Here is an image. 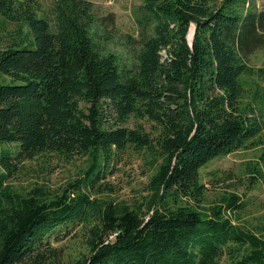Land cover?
Segmentation results:
<instances>
[{
    "label": "trees",
    "instance_id": "16d2710c",
    "mask_svg": "<svg viewBox=\"0 0 264 264\" xmlns=\"http://www.w3.org/2000/svg\"><path fill=\"white\" fill-rule=\"evenodd\" d=\"M42 6L0 0L1 16L23 19L31 37L0 48L10 80L0 83V264H264V232L232 222L245 207L237 194L200 206V170L263 130L241 79L255 75L249 59L264 49V5L144 0L133 12L137 38L118 36L114 14L89 0ZM131 117L153 124L155 137L127 128ZM129 148L155 169L145 213L93 196L109 190L102 181ZM47 153L89 166L53 196L9 184ZM81 225L88 253L71 260L52 241Z\"/></svg>",
    "mask_w": 264,
    "mask_h": 264
},
{
    "label": "rangeland",
    "instance_id": "374dc122",
    "mask_svg": "<svg viewBox=\"0 0 264 264\" xmlns=\"http://www.w3.org/2000/svg\"><path fill=\"white\" fill-rule=\"evenodd\" d=\"M44 9H49L52 0H39ZM102 13H113L116 19L115 31L118 36L132 35L137 38L138 30L133 12L144 0H89ZM259 7H263L264 0H257ZM193 28V26H192ZM188 39L192 40L193 29ZM25 37L31 38L29 27L21 19L13 22L4 19L0 14V48H7ZM119 47L117 53L122 52ZM128 63L127 59H120ZM255 75L244 77L242 83V103L257 110L261 118L263 130L259 136L249 141L247 147L226 156L218 157L200 170L201 184L206 187L205 197L200 206L209 209L214 206L223 194H237L245 207L237 214H232L233 224L246 230L264 232V178L260 173L250 172L249 168H258L264 173V49L256 52L249 59ZM10 80L0 75V83ZM129 129H139L156 135V128L147 120L131 117L125 125ZM147 154V153H145ZM89 166L88 157L74 156L66 158L61 155L47 153L33 160L24 161L13 178L9 180L15 190L28 193L34 189H41L49 196L56 195L68 183L83 176ZM155 169L150 165L149 158L138 150L127 149L120 153L111 170L102 181L109 190L93 192V196L112 200L118 204H126L132 209H142L147 212L148 198L152 194L150 189L151 177ZM257 177L252 180V177ZM252 181H256L254 184ZM82 227L79 226L70 236L60 241L53 240L52 245L62 250L67 258L73 260L88 253L82 239Z\"/></svg>",
    "mask_w": 264,
    "mask_h": 264
},
{
    "label": "water",
    "instance_id": "95a60500",
    "mask_svg": "<svg viewBox=\"0 0 264 264\" xmlns=\"http://www.w3.org/2000/svg\"><path fill=\"white\" fill-rule=\"evenodd\" d=\"M195 30H196V28H195V26L193 25V35H192V40H191V42H190L189 39H188V41H189V43H190L191 46H192V43H193V39H194V35H195Z\"/></svg>",
    "mask_w": 264,
    "mask_h": 264
},
{
    "label": "bare ground",
    "instance_id": "6f19581e",
    "mask_svg": "<svg viewBox=\"0 0 264 264\" xmlns=\"http://www.w3.org/2000/svg\"><path fill=\"white\" fill-rule=\"evenodd\" d=\"M193 29V28H192ZM192 34L190 35V38H191ZM191 42V41H190Z\"/></svg>",
    "mask_w": 264,
    "mask_h": 264
}]
</instances>
